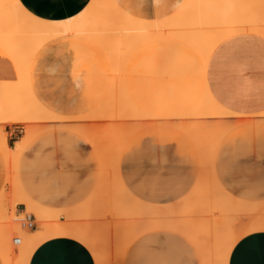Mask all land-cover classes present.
<instances>
[{
  "label": "rangeland",
  "instance_id": "1",
  "mask_svg": "<svg viewBox=\"0 0 264 264\" xmlns=\"http://www.w3.org/2000/svg\"><path fill=\"white\" fill-rule=\"evenodd\" d=\"M189 1L191 0H185L184 3L187 4V2ZM207 1L208 0H204L202 2L205 3ZM218 1L219 0L213 1L216 4L211 2V0H209L208 2H211V4L213 3V5H217L216 8L212 5L213 6L212 11L214 13L216 12L215 15L213 13L212 14L215 17L214 19H217L216 22H218L219 26H221L219 27V29L217 28V25H214L215 27L212 26L213 23L216 24L215 21L213 22L212 16H211L212 20H209L208 22L211 23V27L213 28L209 27L210 26L209 23L207 24V20L209 18L207 19L205 17V20H203L204 18H201L202 15L199 13L200 11L207 13L208 10L212 7L210 6L211 4L210 5L202 4V6H200L202 2L201 3L197 1L193 3L191 2L192 6L194 3L196 5H199L196 8H197V11L199 10L200 11L199 12L196 11V12L198 13V15L199 14L201 15V17L199 16L198 17L202 19V22L205 21L204 23L207 25V26H201V27L205 29L206 31H207L206 28H208V30L210 29L209 31H207V33L209 34L208 37L205 35H202V36L209 38V39H211V37H217L219 39L218 41H215V42L210 41L211 43H216V46L221 41H223L224 39L230 36H233L238 33L247 32V31H244L245 29H247L246 28L247 24L244 22H248L251 20V17L247 16V14L244 12L243 10L244 8H240L237 14L235 10H232L234 8L230 9L231 6L233 7L234 5H236L233 2L235 0H224L227 3H225L222 0L225 6L226 4H228V6L231 3L234 4L229 7L226 6L227 12L225 11L224 4L221 3L222 1L221 0H220L221 2H218ZM229 1H232V2L229 3ZM107 2H108L107 4L109 5L108 7L111 9V13L113 12L115 15H118V16H122V14L123 15L126 14L128 19L132 21V23L130 21L128 23H131L133 27H136L134 29L129 24L128 28L132 27L135 31L136 30L138 31L139 27L140 26L144 27L145 24L146 25L148 24L149 27L146 25L145 26L148 27V29L147 28L144 29L140 27L142 28L141 30L143 31L139 30L142 33L138 31V34H135L136 32L134 31L129 33L130 30L128 29L129 34L135 35V36L138 35V37L141 38L140 41H136L137 44L134 43L135 44L134 47L133 45H130L129 43L130 40L128 39L129 37H126L128 34H126V31H123V30H122L123 31L122 34H118V35H116V33L119 32V30L117 32L116 30L111 31L112 33L116 32L115 35H112L110 30L109 32L103 31L104 35L102 36H107V34L110 33L109 34L110 36L108 35L110 38L109 39L106 38V40L108 39L110 41L111 39L112 42L114 43L112 45H115L116 49L114 46L111 47V45L109 44L110 42L108 43L102 40L104 39V37L99 38L97 36L98 37L97 38L95 34L97 32L101 33L102 31L94 32L95 31L94 29H92L93 33H95L94 35L92 34V32H89L88 34H84L80 36L64 37L55 42V43H58V42L62 43L71 52L72 58H73L71 75L74 80L82 81L85 85L84 91H83V98H82L84 102L80 105V110L77 111L74 115L67 116L69 118L65 119L64 121L60 123L62 124L64 122L65 125L63 124V126L65 128L62 127V125H60L59 123L57 124H59V126L61 127H58L55 124H53L52 121L47 119L45 110L43 111V109L38 107L39 101L35 97L34 87H33V74H34L35 64L37 60V56H36L37 53L33 49H29L27 51L20 50V51L13 53L16 56V62H13L12 60L8 59L14 67V70L16 73V81L11 82V83H0V91L1 92L4 91L2 92L4 96H5V93L8 97L9 95H11V93L14 94V99H12L13 95H11L9 97L11 101L10 100H9L10 102L6 101V105H9L12 102V104H10V107L11 109L14 108L15 105H18L22 101L21 98L23 96L21 97L20 95L21 94L23 95V91H27L26 93L28 95L25 92L24 93L27 95L29 100H31L30 103L31 104L33 103L34 105H32V107L29 109L30 106L28 105L29 106L28 107L26 106V104H24L25 101H27L29 104V100L28 98H26L25 101L24 102L22 101L21 104H19L18 106H19V109H21L20 107H22V104H23V106L28 107L26 110L27 111L30 110V112H33L32 110L35 109L34 111L36 112L35 113L33 112V113L35 114L36 117L35 116L34 117L37 118V120H35V122L34 121L32 122L33 124L35 123L34 125L32 123L31 124L35 127H38L36 128V130L40 131V133L37 134L32 139L28 149L25 151L24 156L18 161V164H17L18 166L14 167L15 165L13 164V166L10 167L11 168L10 170L7 169L8 166L6 167L3 156L0 152V193L2 189L6 186L5 182H6V176L8 174L6 171L12 174L13 173L12 169L14 168L13 170H15L14 172L16 173V176L18 178L13 173L14 175V176L12 175L13 179L16 178L17 180H19L23 189L35 201L44 202L46 203V205L50 206L51 209L53 210L56 209L58 211L60 210L66 211V210H69V209H72V208H75V207H78L84 204L93 194L98 184V181H99L100 172H99V162H98L95 151L88 144V142L85 141V139L83 140V138H81L80 134L76 133L75 131L73 132L72 130L74 126L75 128H77V126L79 128V124L82 126V127L80 126L81 129L84 128L85 131H88L90 133L98 132L101 135L103 134L109 135V133L113 131V129L116 130L115 132L117 131L119 132L120 127L122 129V127L124 126H126L124 128H127L128 125H131L130 126L132 127L131 129H135V128H140V129L130 136V138L127 140V142L123 146V149H125L127 146H131L133 143L135 144L141 143L142 145L143 141L146 147H148V145H150L151 147H154V145L156 144L160 146L161 160L159 163L160 168L158 167L159 168L158 170L162 174V176L166 175L164 177H167V179L164 180L163 182L160 181L156 183L145 184L144 187L143 185H141L140 189H138V185L128 184L123 181L121 177L120 166L118 168L119 175H120L119 177L122 181V184L124 185V187L127 189L128 192H129V188L135 189L138 192V195L135 196V198H137L138 200L146 201L149 204H154V205H159V206H171V205H176L179 202H181L194 189L196 182H197L200 166H199L198 153L195 147L193 146L192 142L183 133H181L180 131L174 128L164 126V125H148V124L153 123L154 121L150 119L151 117L149 115L154 114V108H158L162 105L170 107V106H174L177 103L194 104L193 103L194 98H192L191 96L192 91H195V88H197L198 84L201 82L200 80L201 70L205 67L207 68V63H205L203 60L210 59L211 53L214 49L210 51L208 48H206L207 46L206 47L204 46L202 47L203 49H205L204 51L201 47H199L200 49L196 47L197 42H195L196 44L194 43L192 44V42H194L193 41L194 39L192 38H195L196 40L198 38L197 36L201 35L200 32L202 29H200L201 27L199 26H197V28L195 26L194 28L200 29V32H199L200 35H198V32H197V34H195L194 37L192 34H191L192 36H190V33H192V31H189L190 32L189 33L184 25L186 21H189L186 16L187 13L185 11H184L185 14L182 12V7H183V10H185L186 8L184 3L181 5V8H179L180 10L178 9L176 11V12L180 11L178 12V14H176L175 12L173 15H171L168 18L158 20V21H149V20L141 19V18H138L132 15L131 13H129L126 9L122 7L119 8L118 5L116 4V0H108ZM186 6H187V9L191 8L190 5L189 6L186 5ZM108 7L107 9H109ZM221 7H222V10H221ZM191 9H190L189 14L194 15L191 12ZM194 10L196 9H193V11ZM181 12L185 16V17L183 16V18H185L186 20H184L183 18L181 19V16H180L182 15ZM210 12H208L209 13L208 15H211ZM222 12L225 14H222ZM231 12H234L235 15ZM192 15H189L190 16L189 19L192 17ZM224 15H227V16H224ZM230 15L233 18V21H232V18H230ZM237 15L241 17L238 18ZM242 15H245V17H243ZM228 16L231 19V20L229 18L227 19L230 22V23L228 22V25L230 28L228 27L229 29H226L228 25L227 23H224V22H227L225 18ZM195 17L196 16H194V18ZM179 19L182 20L181 21L182 23L178 21ZM242 19H244L245 21ZM166 20L167 22H165ZM170 20L172 21V23ZM192 20L194 21V19H191L190 22ZM196 20L198 21V19ZM163 23L165 25L167 24L166 26L169 25L171 27V28L168 27L170 31L172 28H173L172 31H174L175 27H176V30L178 29L182 31L183 29L180 27L184 26L185 27L184 29H186V32L188 33H185V30L183 31L186 34V36L188 35L187 37L190 41L187 39V37L185 38L176 37L177 34L179 36L185 35L182 32H179V31L170 32L169 31L170 32L169 33L168 31H166L168 29L167 28L165 29L166 26ZM191 23H193L191 25L192 27L193 25H196L195 24L196 22L195 23L191 22ZM178 24L180 26L179 28H177ZM187 24L190 25V23L186 22L187 27H188ZM256 24H263V23L256 21L254 22V25ZM137 25H139V27ZM153 25H155V28L153 27ZM172 25H175V26H172ZM233 25H235L236 27ZM231 26L234 27L236 30L234 28H231ZM159 27H161L159 29L161 31L158 30ZM192 27L189 28V30L192 29L195 31V29ZM106 28L108 29L109 27H106ZM220 28H223V29H220ZM163 29L164 31L168 33L166 32L163 33L162 31ZM215 29L219 31H216ZM224 29H226L225 31L227 33L224 31ZM230 29L231 30L233 29V31L235 32L231 31L232 33H229L230 35L229 36L228 32ZM146 30L148 31V33ZM154 30L155 31L157 30V32L155 33ZM205 30H202V31H205ZM159 32H161V35L159 34ZM213 32H215V35L211 36L214 34ZM216 32L222 33V34H218ZM123 33L125 34L123 35ZM201 33L205 34V32H201ZM142 34H146L147 36L145 35L144 37L143 36L140 37ZM138 37H135V38L133 37V39H137ZM139 38L137 40H139ZM196 41H198V39ZM103 42H105L106 45ZM155 42L158 43L156 48H154ZM193 45L194 46L196 45V46L194 47ZM121 47L123 49L119 50V48ZM109 49H111L110 52L113 50L115 52L114 54H117V55L113 56V54H111L113 52L110 53ZM125 54H127V56ZM118 55H119L118 58L122 56L123 59L122 58H120L122 60L118 59L117 58ZM111 57L114 59L112 60ZM159 60L162 61L160 66L157 65V61ZM153 64L155 65L154 68H153ZM164 64H168L170 68L166 71H161ZM180 64L182 65L181 67L179 66ZM18 65L21 68L25 69L27 72V76L25 77V79H22L23 81H25L22 84L23 85L25 84L24 86L26 88L24 87L25 89H23L22 85L19 84L22 87L21 90L23 91H21L18 88V81L20 77L17 75ZM189 86H192V87L196 86V87L191 89V87ZM206 86H207V83H206ZM206 86L202 90L199 91L200 92L199 98L201 99L202 98L203 99L212 98ZM9 87L10 88L12 87L13 89L10 90ZM16 88L19 89V91ZM16 91L20 93L18 94L17 92V94L20 97L18 95H15ZM7 96H6V99L8 100ZM127 97H129V99H127ZM15 98H17V100ZM18 99L19 100L21 99V100L19 101ZM13 100H16L15 102L18 101V104L17 103L15 104ZM130 100L132 104L135 105L134 107L135 113L134 111H132L131 113V109L133 110V106L130 105L131 104ZM122 105H125V106H122ZM128 106L130 107V109ZM120 108L122 110H120ZM111 111L112 112L115 111L113 113V120L115 121L110 123L108 116H109V113L110 114L112 113ZM117 111L118 112L120 111V112L118 113ZM139 111L143 113H138ZM9 112L10 110L8 109L6 114H8ZM29 114L30 113H28V115ZM133 114L136 117L139 116L140 114H144V115H141V117L143 116L144 118L143 117L141 118L139 116L141 118L140 119L139 117H137L138 120H134L135 121V125H134L133 119H136V117L133 116ZM33 115H30V116H33ZM80 115L83 118L76 119ZM115 115L117 116L115 117ZM122 117H124L123 119L127 118L126 120L128 119L131 120V117L133 118L131 121L130 120L126 121V120H123ZM240 117L241 115H237V114L230 115V116L225 117L224 120L222 119L221 121L227 125H230L236 122L238 119H240ZM242 117H244L247 120H251V121L232 128L224 136V138L221 139V141L219 142L217 149H216L215 158H214V162H215L214 168L218 176V179L220 183L222 184V186L225 189H227V191L232 196H234L233 191H234V187L236 186V185L234 186V182L238 181L239 176L235 178L231 177L229 175L230 167L224 168L220 166L219 160H223L226 158L225 157L226 149L230 150L232 149L234 144L239 145L241 143L242 136H243L241 132L245 129V127L252 126L253 123L263 124L260 122L261 114L257 116H252V117H245V116H242ZM145 118H147L148 121L145 120ZM184 118L180 119L179 121L181 122L189 121L191 123L192 122L201 123L204 121L203 119V121L200 122L201 119L198 120V118L191 119L189 117L188 119V116L187 118L186 117ZM106 120H109V122ZM196 120H198L199 122L198 121L196 122ZM66 121L67 122L69 121L68 123L69 127L67 126ZM207 121L209 122L210 120L207 119ZM3 122L5 121L1 119L0 127H3ZM16 126L19 127V131H20L19 133H17V137H16L19 140V138L23 136L24 127L23 125H16ZM66 126L68 127V129L66 128ZM155 126H157V131L159 128L161 130L160 142L157 141V143L154 141L155 131H156ZM105 127H108V129H106ZM59 128H62V129H59ZM69 129L71 130L69 131ZM126 130L124 131L126 134L130 132L129 129L127 130L128 132ZM6 137L8 138L7 134H6ZM80 145L86 146L90 151L86 153L84 151V148L81 149L79 147ZM13 146L14 144L11 143L10 147H13ZM169 149H174V162L171 165L173 172L171 175L165 174L167 173V167H168L167 154H168ZM121 155H122V152H121ZM121 155L119 158V165H120ZM67 164H73L75 166L68 167ZM108 171L110 172V170ZM108 171H107V175H110ZM111 175H112V172H111ZM226 177L228 179L227 186L224 183V180ZM242 180L243 181L247 180V178H241V181ZM240 188L241 189L238 191H244L246 192V194H250V195L257 194L258 192H259L258 194L264 193V191H262V187L260 184L255 186V189L253 186H249V185L242 186ZM142 189L144 190V193H142ZM152 192H160L162 196H168V198H161V199L148 198L149 196L152 195ZM180 193H183V194L181 195ZM238 199L246 201L248 203H258V202L264 203V199H249V198H238ZM23 208L24 206L17 205L15 209L16 212L10 211V215L11 214L13 215L12 219L14 218L15 222H17L16 216L22 212ZM104 213L110 214L109 210L105 207H104ZM58 219L61 222H64L61 214L58 216ZM130 220L135 221L133 217ZM36 229H38L37 225H36ZM237 230H238L237 233H242L243 231H246L245 229H243V231L241 229H237ZM163 234L164 233H161V232L155 233V235L160 236V239L163 238L164 236ZM168 234L170 233L168 232ZM247 234L248 233L244 234L242 237L246 236ZM15 237H19V236L15 235L13 239ZM158 237L152 235L151 237L145 236V237H141L140 239L135 240L131 244L130 248L128 247L129 251L133 253L132 258H131V264H137V262L141 259H148V258H152L153 256L158 255L159 253L156 251L157 249H159V238ZM42 243H43L42 241L39 242L36 245V247ZM168 253L174 256V258L176 259L188 261L187 255L185 252V247L183 248V246H180V249L178 251L173 250L171 247Z\"/></svg>",
  "mask_w": 264,
  "mask_h": 264
},
{
  "label": "bare ground",
  "instance_id": "2",
  "mask_svg": "<svg viewBox=\"0 0 264 264\" xmlns=\"http://www.w3.org/2000/svg\"><path fill=\"white\" fill-rule=\"evenodd\" d=\"M95 1H96V5H98V7H97L98 10L102 9L104 11L101 16L98 13L97 16L95 17V19H94V17H92V15L88 18L84 17L83 18L84 20H81L80 22L73 25L70 29H67V30L60 29V30L53 31V30H47V29H43V28H35L34 27V30H33L34 31V34H33L34 38L38 34H40V35L42 34L43 36L45 35L48 38H51L55 35H62V34H69V33H74V34L76 33V34L84 35V34H88L89 32H92V34L94 35L95 33H93V30H92V29H94L95 30L94 32L102 31L101 33L97 32L95 34L96 37L97 36L99 38L104 37V39H102V40H104L108 43L110 42L109 44L111 45V47L114 46L116 49V46L112 45V44H114L112 42V40L111 39H110V41L108 40L110 38L109 37L110 33H108V34L106 33L107 36H102V35H104L103 31L109 32V30H110V32H111V31L116 30V32H117L119 30V32H117V33L115 32L116 35L122 34L123 31H126V34H128L126 37H129L128 39L131 41V42L129 41V43H130V45H133V47H134L135 46L134 43H136V41H140L141 38H139L138 35L135 36V35H131L129 33L134 31V32H136L135 34H138V31L141 30L142 28L148 29V27H149L148 24L147 25L145 24L148 27H146L145 25H144V27L140 26L142 28H140L139 25H137L139 27V30L135 31L134 29L136 27H133V25H131L132 21H130V19H128L126 14L125 15L122 14V16H123L122 17V16L115 15L113 12L111 13V9L108 7L109 5L107 4L108 0L107 1L106 0H95ZM195 1L201 3L204 0H191V1L187 2V4L184 3V5L186 7V8L184 7L185 10H183V7H182V12L184 13V11H185L187 13L186 16L189 20L186 22L190 23V25L187 24L188 25V27H187L186 22L184 21L185 22L184 25H185L186 29L188 30V32L192 31V33L189 32L190 36L193 35V37H194V35L197 34V32H198V35L201 34L200 36H197L198 37L197 39L199 42L196 41L197 39L195 40V38L191 37L192 39H194L193 40L194 42L191 41L192 44L193 43L196 44L195 42H197V44H196L197 46L196 45L195 46L198 47V49H200L199 47L202 48L204 46L205 47L207 46L206 48H208L210 51H212L216 47V43H211V42L212 41L213 42L218 41L219 39L217 37H211V39H212L211 40L209 38L202 36V35H205L208 37L209 34L207 33V31H209L210 29L208 30V28L205 27L207 29V31H206L205 29H203L201 27V26H207L204 23L205 21L202 22L201 18H204L203 20H205V17L207 19L209 18L207 20V24H208L209 23L208 21L212 20L211 19V16H212L213 22L214 21L216 22L217 19H214L215 18L214 15L216 14V12L214 13L212 10H213V6L216 8L217 5H213L214 0H211V2H213L212 4H211V2H208L209 0L205 3L202 2L200 4V6H202V4H208V5L211 4L210 6L213 5L208 10V12H210V10H211V12H210L211 15H208L209 14L208 12L204 13V12H201L200 10H199L200 12L197 11L196 7L199 5H196L195 3L193 4V6L191 5ZM221 1L219 0L218 2H221ZM223 1L221 3H223ZM235 1H237L236 3L241 6L242 1H244V0H240V3H238V0H235ZM248 1L246 0L245 5H247V7H248V5L250 4V7H252V8L254 5L258 11L256 10L255 7H254L255 9L253 8L257 13L254 12V10L251 11V15H253V16H250L251 17L250 21L244 22L247 24V26L245 25L247 28L245 30L246 31H262L264 33V0H248ZM224 2L227 3L226 1H224ZM230 2H232V1H229V3ZM12 3L14 4L15 1H13ZM244 3H245V1L243 2L242 5H244ZM214 4H216V3H214ZM237 4L236 5H234L233 3L229 4V6L234 5L233 7L231 6L230 9L235 8V6H236V8L240 7ZM186 5H188V6L190 5V7L192 9L190 7L189 8L191 9V12L194 15L189 14L190 9H187ZM224 6H225V4H224ZM226 6H228V4H226ZM226 6H225V11H226ZM107 7L110 10L107 9ZM252 8H250V9H252ZM186 9H187V11H186ZM193 9H196V10L193 11ZM204 9H206V8H204ZM112 10H114V9H112ZM221 10H222V7H221ZM232 10H234V9H232ZM196 11L199 12L202 15V17L200 14L198 15V13ZM236 11L237 10H235V12ZM178 12H180V11H178ZM178 12H176V14H178ZM182 12H181V14H182ZM237 12H236V14H237ZM248 12H249V10H248ZM229 13H230V11H229ZM231 13H233L235 15L234 12H231ZM240 13H242V12H240ZM222 14H225V13L222 12ZM179 15H180V13H179ZM189 15H192V17L190 19H189V17H190ZM231 15H230V18H232ZM254 15H255V17H254ZM180 16L182 19L184 15L182 14ZM194 16H196V17L199 16L201 18H199V17L194 18ZM224 16H227V15H224ZM237 16H238V18L241 17L239 15H237ZM242 16L245 17V15H242ZM228 18H229V16L225 18L227 22H224V23H227V25L229 22V20H227ZM183 19L186 20L185 18H183ZM191 19H194V21L192 20L191 22H194V23L196 22L195 23L196 25H193V27L191 26L193 23L190 22ZM196 19H198V21ZM242 20H244V19H242ZM129 21L131 23H128ZM178 21L181 22L182 20L179 19ZM232 21H233V18H232ZM256 21L263 23V24L254 25V22H256ZM165 22H167V20ZM180 22H178V23H180ZM197 22L199 23V25ZM200 22H201V24H200ZM161 23H162V21H161ZM171 23H172V21H171ZM173 23H175V22H173ZM217 23L218 22H216V24L213 23L212 26L217 25V28L219 29V27H221V26H219V23L218 24ZM129 24L134 29L131 26H130L131 28H128ZM241 24H242V22H241ZM209 25H210L209 27H211V23H209ZM236 25H238V24H236ZM172 26H175V25H172ZM195 26H196V28H197V26H199V27H201L200 29L205 30V31L201 30V32H205V34L201 33L199 28L198 29L194 28ZM224 26H226V25H224ZM224 26H222V27H224ZM233 26H235V25H233ZM245 26H244V28H245ZM106 27H109V28L107 29ZM153 27L155 28V25H153ZM168 27H170V26L169 25L166 26L165 29L167 28L168 30H166V31L169 32L170 30ZM179 27L180 26L178 24L177 28H179ZM185 27L181 26L180 28L185 30V33H188V32H186V29H184ZM191 27L194 28L195 31L192 29L189 30V28H191ZM228 27H229V25L227 26V28L226 27H224V28L229 29L230 27L229 28ZM160 28L161 27H159L158 30ZM163 28H164V26H163ZM211 28H213V27H211ZM231 28H234V27L231 26ZM128 29L130 30V32L128 31ZM172 29L170 32L179 31V32H182L183 34H185L183 30L182 31H180L178 29L176 30V27H175L174 31H172ZM220 29H223V28H220ZM226 29H224V31ZM120 30H121V32H120ZM141 31H143V30H141ZM141 31H139V32H141ZM159 31H161V30H159ZM162 31H163V33L166 32V31H164V29ZM193 31L196 33H194ZM216 31H219V30H216ZM231 31L235 32V31H233V29L232 30L230 29L228 32V35H229V33H232ZM36 32H38V34ZM144 32H145V30H144ZM149 32H151V31H149ZM156 32H157V30L155 31V33ZM168 32H166V33H168ZM199 32H200V34H199ZM115 33H112V35H115ZM147 33H148V31H147ZM182 33H180V34H182ZM213 33H214L213 35H211V34L210 35L214 36L215 32H213ZM216 33H218V32H216ZM124 34L125 33H123V35ZM146 34H142L140 37H142V36L144 37ZM159 34L161 35V32H159ZM218 34H222V33H218ZM231 35H233V34H231ZM95 36H93V37H95ZM180 36L177 34L176 37H179V38L184 37L185 38L188 35L186 36V34H185V35H180ZM133 37L134 38L138 37L139 40H137L138 38L133 39ZM106 38H108V39L106 40ZM187 39H188V37H187ZM45 40H46L45 38L41 39L40 43H43ZM103 43L106 45L105 42H103ZM120 49H123V48L121 47V48H119V50ZM198 49H196V50H198ZM110 50L111 49H109V52H110ZM203 50L205 51V49H203ZM204 51H202V52H204ZM111 52H113V53H111ZM111 52L110 53L113 54V56L117 55V54H114L115 52L113 50ZM125 55L127 56V54H125ZM118 57H119V55L117 56V58ZM120 58H122V56ZM120 58H118V59H120ZM113 59L114 58H112V60ZM122 59H120V60H122ZM203 61L205 63H207L209 61V59H204ZM23 82H25V81H23L19 77L18 88L20 90L22 87H23V89L26 88L24 86L25 84L24 85L22 84ZM19 84L22 85V87ZM16 87H17V85H16ZM12 89L13 88L11 87L10 90H12ZM19 89H17V90L19 91ZM18 91H16L15 95L20 94ZM21 91H23V90H21ZM2 92H4V91H2ZM2 92L0 91V117H1L0 120L2 119L5 122H3V127H0V129H1L0 130V152L4 158L6 167L8 166L7 169L10 170L11 169L10 167H12L13 164L15 165L14 167L18 166L17 165L18 161L20 160L21 155H22L25 147L31 142V140L37 134L40 133V131L36 130V128H38V127L33 126L35 123L34 124L32 123L33 121L35 122V120H37V118H35L36 116L34 114L36 112V111H34L35 107L33 108L34 110H32L34 113L30 112V110L29 111L26 110L29 106H30L29 107V109H30L32 107V105H34L33 103L32 104L30 103L31 100H29V98L27 97V95H28L26 93L27 91H23V95L21 94L20 96L21 97L23 96L21 98L23 102L25 101L26 98H28L29 104L27 101H25L24 104H26V106H28V105L29 106L26 107V106H23V104H22V107H24V108L20 107L21 109H19L18 105L21 104L22 101L18 104V101L15 102L17 100V98H15L16 100H13V102L15 104L17 103L18 105H15L13 103L15 106L12 109L10 107V109H9L10 112L8 114H6L8 111L7 109L10 106V104H12V102L9 105H6V101L10 100L9 97L11 95H13L12 99H14V94L11 93V95H9V97H8L6 95V93L4 96V94ZM17 92H18V94H17ZM6 96H7L8 100L6 99ZM4 97L6 100L4 99ZM15 97H17V96H15ZM127 99H129V97H127ZM130 103H131L130 105L133 106V110L131 109V113H132V111H134V113H135V108H134L135 105L132 104L131 100H130ZM5 105L7 106V109L5 108ZM16 106H17V108H16ZM122 106H125V105H122ZM38 107L43 109V111L45 110V113L47 115V119L52 121L53 124H55L58 127H61V126H59V124L62 121H64L65 119H68L66 117L54 115V114L50 113L49 111H47L46 109H44L40 105ZM4 108L6 109V111ZM129 109H130V107H129ZM136 109H138V108H136ZM120 110H122V109L120 108ZM27 112L30 114L28 115ZM114 112H112L111 114L109 113L108 119L110 120V123L115 121V120H113V113ZM138 113H143V112L139 111ZM30 115H33V116H30ZM141 115H144V114H140L139 116L141 117ZM230 115H235V114L231 113L228 110L219 106L214 101L213 98H211V99H203L202 98L201 101L198 104H196V107L192 111H190L187 115H185L184 117L187 118V116H188V119H189V117L191 119L192 118H196V119L198 118V120L201 119L200 122L203 121V119H204L203 122H201V123H195V122L193 123L192 122L191 123L189 121H187V122H185V121L184 122L173 121V122H170L168 124V125L174 127L175 129H177L178 131L182 132L184 135H186L192 141V143L194 144V146L198 152L199 163H200V170H199L197 182H196L194 189L181 202H179L176 205H171V206H154V205L146 204V203L136 199L135 197H133L129 194V192L124 187V185L122 184V181L119 177L120 176L119 170H118L119 158H120L123 146L125 145L127 140L130 138V136L133 135L140 128L131 129L132 128V127H130L131 125H128L127 128H124L126 126L122 127V129L120 127L119 132L118 131L115 132L116 130L113 129V131H111L109 133V135H106V134L101 135L98 132H91L90 133L88 131H85L84 128L81 129L82 126L80 124H79V128L77 125H76L77 128H75V126H74L72 129L73 132L75 131L76 133L80 134L81 138H83V140L85 139V141L88 142V144L95 151V153L97 155L98 162H99V172H100L99 176L100 177H99L98 184H97L93 194L84 204H82L78 207H75V208H72V209H69L66 211H64V210L58 211L55 209L56 210L55 211L53 209L46 208V207L36 203L26 194V192L24 191L19 180H17L16 178L13 179V177H12L13 173L16 176V173L14 172L15 170H13L14 168L12 169V171H13L12 174L10 172L6 171L8 174L6 173L7 176H6V182H5L6 186L5 187L8 190V201H9L10 210L16 212L15 209H16L17 205L24 206L25 212L32 214L35 217V221L37 223L36 225H37L38 229L32 230V231L22 230L19 227L18 223L14 221V218L12 219V216H13L12 214H11L10 218L8 220H6L4 217L3 201L0 197V261H1V264H27L31 255L36 250V248H37L36 245L39 242H41V241L46 242L48 240L57 239V238L70 239V240H74V241L80 243L91 254V256L94 259V262L97 264H122L124 254H125L127 248L141 235L148 233V232H153V231H171V232L178 233V234L182 235L189 243H191L195 247L196 250H198L200 257H201V264H212V261H214L218 250L224 244H226L230 238H232L234 236H243L246 233L249 234V233H254V232H261V229L264 228V203H259V202L258 203H248L246 201L240 200V199L232 196L220 183L218 176L216 174L215 168H214V163H215L214 158H215L216 149H217L219 142L223 138V136L228 131H230L232 128L250 121V120L245 119L242 116L240 117V119H238L236 122H234L233 124H230V125H227L221 121L222 119L224 120L225 117L230 116ZM116 116L117 115H115V117ZM133 116H135V115L133 114ZM139 116H137V117H139ZM137 117H136V119H133L134 125H135L134 120H138ZM81 118H83V117H79L76 119H81ZM123 118L124 117H122V119ZM132 118L133 117H131V120H132ZM126 119H123V120H126ZM207 119H209L210 121L208 122ZM262 119H264V118H262V116H261L260 122L262 121ZM109 120H106V121L109 122ZM123 120H122V122H123ZM129 120L130 119H128L126 121H129ZM142 120H144V119H142ZM145 120H147V118H145ZM198 120H196V122ZM211 120H212V122H211ZM57 123H59V124H57ZM66 123H67V126L69 127V125H68L69 121L68 122L66 121ZM11 124L24 125L23 136L19 139V141L14 145L13 148H9L7 146V137H6V134L4 132V128L7 125H11ZM63 124H64V122L60 125H62V127H64ZM154 124H155V122L153 121V123L148 124V125H154ZM67 126H66V128L68 129ZM105 128L108 129V127H105ZM59 129H62V128H59ZM126 129L127 130L129 129V131L131 129V131L126 134L124 132ZM70 130L71 129H69V131ZM108 170H110V172ZM107 171L109 172L110 175L112 172L111 177H110V175H107ZM104 207L109 210L110 214L104 213ZM60 214H61L64 222H61L58 219V216ZM132 217L135 221L130 220V219H132ZM237 229H241L242 231H243V229H245L246 231H243L242 233H237L238 232ZM15 235L19 236L20 239L22 240V242L19 246L13 245V237Z\"/></svg>",
  "mask_w": 264,
  "mask_h": 264
},
{
  "label": "crops",
  "instance_id": "3",
  "mask_svg": "<svg viewBox=\"0 0 264 264\" xmlns=\"http://www.w3.org/2000/svg\"><path fill=\"white\" fill-rule=\"evenodd\" d=\"M13 1L15 0H0V83L16 81L14 67L6 59L7 53L9 51L15 53L20 50L33 49L37 53L33 87L35 97L39 101L38 104L54 115L69 118L67 116L74 115L79 111L80 105L84 102L82 98L85 85L82 81L74 80L71 75L73 63L71 52L62 43L55 42L64 37L80 36L81 34L69 33L48 38L36 32L38 35L34 38V27L23 14L22 8L18 10L15 7H10V5H13ZM244 1L245 3L242 5ZM244 1H242V6L239 5L240 7L238 8L235 6L234 10L238 11L240 8H244V12H247L246 14L249 17L253 16L251 11L256 7L253 5V8L255 7L253 9L250 4L247 7L245 5L246 0ZM90 2L96 4L95 0H90ZM184 2L185 0H116L119 8L122 7L132 15L149 21H158L170 17ZM236 2L234 1L235 4H237ZM238 3H240V0H238ZM22 6H27L37 13L63 15L74 11L78 7V0H60L57 11L53 10L57 6L41 3L40 0H22ZM103 12L102 9L98 10L96 7L85 18L92 15L95 19L98 13L101 16ZM254 12L256 11L254 10ZM43 38L46 40L40 43ZM157 44V42L154 43V48H156ZM161 63L162 61H157V65L160 66ZM154 66L153 64V68ZM179 66L181 67L182 65L180 64ZM169 68L168 64H164L161 71H166ZM200 80L198 87L195 88V91H192L193 95L191 94L192 98H194V104L177 103L170 107L162 105L154 108V114L149 115L150 119L154 120V125L174 128L168 124L173 121H179L196 107V104L201 101L199 91L206 86V83V87L214 101L229 112L245 117L257 116L264 112V33L262 31H247L221 41L212 51L207 62V68L205 67L201 70ZM189 87L192 89L196 86ZM5 108L7 109L6 105ZM8 109H10V106ZM263 124L253 123L252 126L245 127L241 132L243 135L241 143L239 145L234 144L230 150L226 149V158L219 160L220 166L224 168L230 167L232 162L238 157L252 161L253 170H246L245 173L239 175L238 181L234 182V186H236L233 193L236 194L233 195L236 198L264 199V193L258 194V192L250 195L244 191H238L242 186L249 185L255 189V186L261 185L260 165L262 152H264ZM16 125L20 124H11L4 128L5 134L8 135L7 146L9 148L14 147H10L11 143L15 145L19 141L16 137L20 131ZM155 130L154 141L157 143V141L160 142L161 130L159 128L157 131V126H155ZM30 143L25 147L21 158ZM79 147L81 149L84 148L86 153L90 151L84 145ZM167 158L168 167L165 174L171 175L173 172L171 165L174 162V149L168 150ZM160 160L161 149L159 145L156 144L154 147L148 145L146 147L144 141L142 145L141 143H133L122 151L119 165L121 177L125 183L138 185V189H140L141 185L144 187L145 184L160 182V177L162 176L158 170L160 168ZM67 166L74 167L75 165L67 164ZM241 178H247V180L241 181ZM142 193H144L143 189ZM26 194L35 201L27 192ZM0 197L3 201L4 217L8 220L11 216V210L8 201V190L5 187L1 191ZM148 198L161 199L168 198V196H162L160 192H152V195ZM35 202L50 208L44 202ZM142 202L149 204L146 201ZM158 232L164 233L163 238L160 239L159 235H155ZM148 233L141 235L137 239L145 236L151 237L152 235L159 236L160 251L168 253L171 247L173 250L178 251L180 246H183V248L185 247L188 264H201L198 250L182 235L171 231H153ZM242 238L250 241L251 250L249 252H237L234 256L230 254L229 258L233 262L239 260L260 262L264 258L261 246V232L250 233ZM129 248L124 255L122 264H131L133 253L129 251ZM27 264H95V262L91 254L80 243L70 239L57 238L38 245Z\"/></svg>",
  "mask_w": 264,
  "mask_h": 264
},
{
  "label": "snow or ice",
  "instance_id": "4",
  "mask_svg": "<svg viewBox=\"0 0 264 264\" xmlns=\"http://www.w3.org/2000/svg\"><path fill=\"white\" fill-rule=\"evenodd\" d=\"M40 2L57 6L53 9L54 11H57L60 0H40ZM10 7H15L18 10L22 8L23 14L30 20L33 27L55 31L60 29H70L73 25L77 24L85 16H87L93 8L98 7V5L91 3L90 0H78V7H76L74 11L63 15H47L45 13L34 12L27 6H22V0H15V3L10 5ZM6 59L16 62V56L11 51L7 53ZM17 75L20 76L21 79H24L27 76V72L18 65ZM261 116L264 118V112L261 113ZM261 122L264 123V119H262ZM260 168L261 187L262 191H264V152H262ZM246 170H253L252 161L238 157L230 165L229 175L235 178L245 173ZM166 179L167 177H160L161 182ZM224 183L227 186V177L225 178ZM129 194L135 197L138 195V192L135 189L129 188ZM180 194L182 195L183 193ZM233 194L235 195L236 193ZM261 246L262 252H264V228L261 229ZM250 250L249 240L242 238V236H234L218 250L214 261H212V264H264V258H262L260 262L252 260H239L233 262L229 258L230 254L234 256L237 252H249ZM156 251L159 253L158 255L148 259H141L137 262V264H188V261L176 259L167 252L160 251L159 249Z\"/></svg>",
  "mask_w": 264,
  "mask_h": 264
},
{
  "label": "built area",
  "instance_id": "5",
  "mask_svg": "<svg viewBox=\"0 0 264 264\" xmlns=\"http://www.w3.org/2000/svg\"><path fill=\"white\" fill-rule=\"evenodd\" d=\"M16 220H17L19 227L22 230L32 231L36 229V223H35L34 216L32 214L25 212L24 208L22 212L16 216ZM20 244H21V239L19 237H15L13 239V245L19 246Z\"/></svg>",
  "mask_w": 264,
  "mask_h": 264
}]
</instances>
